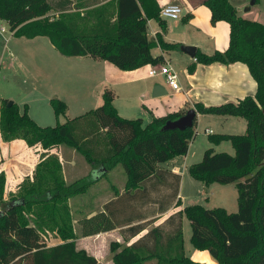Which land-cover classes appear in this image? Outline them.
I'll return each instance as SVG.
<instances>
[{
	"label": "trees",
	"instance_id": "16d2710c",
	"mask_svg": "<svg viewBox=\"0 0 264 264\" xmlns=\"http://www.w3.org/2000/svg\"><path fill=\"white\" fill-rule=\"evenodd\" d=\"M98 0H0V21L7 24L14 37L27 40L47 38L64 57H90L114 65L122 71L135 70L161 63L153 57L156 45L172 49L162 35L156 43L147 38V22L154 20L161 32L165 21L160 17L156 0H116L99 7ZM210 21H225L229 26L228 46L206 55L195 52V62L202 65L219 63L244 64L256 82V92L237 100L233 105L207 109L195 103L162 117H152L143 125L140 118L126 119L118 115L114 94L105 90L102 105L84 114L40 126L30 118L27 106L22 109L9 100H0V136L4 141L22 139L32 147L39 145L50 151L64 146L84 157L91 171L100 177L113 168L125 174V191L136 190L150 181L163 182L172 177L173 201L178 193L180 176L159 169L158 165L183 156L195 137V125L183 131H163L167 121H173L189 109L196 113H213L242 118L246 132L242 135H221L230 138L235 155L215 153L207 149L199 163L188 168L191 178L207 186L211 183L234 184L237 190V211L227 213L222 208H205L198 204L185 206L164 222L143 235L137 242L121 247L109 244L113 264H201L185 254L182 216L191 228L190 243L195 250L206 251L217 264H264V25L242 19L229 0H204ZM84 9L83 13L77 10ZM76 10V12H70ZM50 12L58 14L50 19ZM188 18V17H187ZM194 66L188 68L193 71ZM50 106L56 119L64 115L66 104L51 98ZM213 140L214 138H211ZM90 171V172H91ZM168 173V174H167ZM95 182L91 174L67 183L57 154L42 153L33 175L26 178L18 192L3 199L4 177L0 175V264H98L84 249L76 246L71 230L72 217L68 200L84 193ZM169 202V203H170ZM168 206H160L166 211ZM97 213L81 222V235L90 236L112 230L115 222L109 214ZM59 219L60 244L48 246L41 238L43 224ZM144 229L131 228L132 236Z\"/></svg>",
	"mask_w": 264,
	"mask_h": 264
},
{
	"label": "crops",
	"instance_id": "0c3cea01",
	"mask_svg": "<svg viewBox=\"0 0 264 264\" xmlns=\"http://www.w3.org/2000/svg\"><path fill=\"white\" fill-rule=\"evenodd\" d=\"M77 1L78 0H73V3H76ZM98 1L99 3L94 5V7H103L107 4H111L113 7L112 10L116 11V0ZM156 2L160 8L166 4H176L180 6L182 10V14L177 20L163 19L165 21V31L161 33L164 41L179 44L176 51L171 52L180 53V55H182L180 56V60L182 61L183 67L180 69V74H177L179 90H172L163 76L158 75L156 76L158 79L155 80L156 77H150L148 75L151 67L165 64L167 61L166 53H164V51H162L157 45L154 50L151 49V54L153 57H160L161 63L156 65H146L130 71L119 70L108 62L90 57H70L69 59H72L70 61H79L80 63L79 66H75L77 70L76 76L81 79V75L85 74L86 80L89 78L96 84L93 87L95 88L94 91H91L93 106H97L101 103L100 100L102 99V94L105 90H111L114 94L113 104L118 115L126 119L140 118L143 125H146L151 121L152 117H162L164 114H169L182 107H192L195 103L201 104L204 108L213 109L224 105H233L237 100L255 94L256 82L252 79L244 64H192L195 62L194 57L191 58L180 50L181 46H192L196 51L202 50V52L209 54L215 49L223 50L228 44L229 26L224 22L215 24L213 28L210 26V12L204 5V0H156ZM255 2L256 1H254V3ZM235 9L238 12L236 7ZM83 11L84 9L77 10V12H80L81 14ZM70 12H76V10ZM181 21L188 22L182 24ZM1 26L7 31L4 33L0 32V34L9 33L13 36V33L8 30L5 22L0 21V27ZM207 29L209 31L207 36H210L211 34H213V36L209 37V42L202 47L201 39L202 36L205 35L204 32L206 33ZM160 30L161 29L156 21L149 20L146 29L148 40L156 43V36L160 33ZM36 39L26 40L28 41L27 43H29L26 53L29 55L32 65H35L34 61L36 57L40 55L41 50H45L44 44H40ZM19 43H21L23 47H26V43ZM19 45L20 44H18V46ZM2 48L3 49L0 50V53L3 55V60L0 57V69L3 68L9 70L11 67L9 76L11 77L10 79H13L12 81L6 77L3 81L6 85V87L3 88L7 89L8 85L13 86L14 83L17 85V82H15L16 78H13L15 77V71L12 63L14 64L18 61V57L12 51L5 49L4 46H2ZM171 55L172 54L168 55L169 59L171 58ZM43 56L45 55L41 54V57ZM1 60L4 64H1ZM48 61V58L47 61H45V58H42V64H40L41 67H38L37 69L45 71V67H48ZM55 61L60 64L59 60L55 59ZM191 65H193L194 68L192 72H189L188 68ZM29 69L30 67H23V71L28 75ZM142 72L146 73L145 76H141ZM58 73L61 74L60 72ZM146 81H149V84H146ZM155 85H162L167 91V94L160 97H153L152 89ZM120 87L121 94H119L118 90ZM122 89L124 90V94L122 93ZM33 94H35L33 99H27L28 95L27 98L20 96L15 98L10 93H6L0 96V100H12V102L16 103L20 109L26 105L30 118L38 125L44 126L43 124L48 123L43 122L50 120L47 107L50 105L49 101L51 99V94L44 91L35 92ZM167 96H169V98H167ZM74 98L75 102L78 100V102L81 103V92L75 91ZM136 102H139L140 104L137 105ZM80 109L84 110L83 108ZM53 117L55 123H64L66 120H69L68 117L64 115L60 116L59 119H56L54 113ZM62 150L63 148L59 146V148L45 151L39 145L32 147L28 146L22 139L4 141L0 136V175H3L4 177L3 199L7 200L10 195H15L22 182L26 178L31 179L35 166L39 162L42 153L48 152L57 154L62 161V159L66 157V153H62L61 155L60 151ZM186 156L187 153L158 165L159 169L180 176L177 196L171 202L170 200L173 192L172 177L167 176L164 183L150 181L145 186H140L136 190L130 191L127 194L124 189L125 174L121 168L116 167L111 169L106 173V178H104V176L100 179L99 171H91V177L95 179V182L88 187L83 194L74 196V201L78 206L89 203L91 210L94 211H92L87 218L93 217L97 213L104 212L105 206H107L105 214H109V216L112 214L111 220L116 224L112 230L90 236H82L80 243L76 244L77 247L80 245L78 249H84L97 260L98 264H113L111 259L112 254L107 247L106 253H100L98 250L100 245L103 244L106 246L107 243L110 244L111 242H116L121 247L130 246L137 242L149 230L162 224L166 218L175 212L182 211L185 206L193 204L201 205L199 203H194L199 201L187 198V195L184 193L186 184H190L188 186L196 185L186 178L189 167L180 163ZM65 162L66 164L71 163L69 156ZM76 175L77 174H75V176ZM201 199L205 201L201 206L208 208L206 207V192L203 193ZM163 205L168 207L166 211L161 213L159 208ZM184 218L185 216L183 215L182 235L184 251L187 255L184 235L186 222ZM139 225H143L144 229L137 235L132 236L130 233L131 228ZM88 239H90V247L83 245V242L88 241ZM61 242L60 239L55 238L54 242L48 246H54ZM189 251V258L195 262L201 264H217L210 258L206 251L195 250L193 247L190 248ZM147 264H156V261H149Z\"/></svg>",
	"mask_w": 264,
	"mask_h": 264
},
{
	"label": "rangeland",
	"instance_id": "374dc122",
	"mask_svg": "<svg viewBox=\"0 0 264 264\" xmlns=\"http://www.w3.org/2000/svg\"><path fill=\"white\" fill-rule=\"evenodd\" d=\"M229 1L234 8L236 7L238 9L237 14L239 17H241L242 19L255 21L264 25V0H229ZM252 1H256V2L251 5ZM47 16L50 19H53L56 18L58 14L56 16L54 12H50ZM181 22L183 24V23H187L188 21H181ZM220 22L226 23L225 21H220ZM209 24H211L210 26H212V28L215 25L212 24L211 21ZM208 32L209 31L207 29L206 33L204 32L205 35L202 36L201 39L202 47H204V44L209 42L210 40L209 37L213 36V34L207 36ZM161 33L162 32L160 30V34ZM228 36H229V29H228ZM26 40L27 39L24 38L14 37L9 33L0 34V50L3 49L2 46H4L5 49H7L8 51H12L18 57V61H16L14 64L12 63L13 69L15 71V75H14L15 77L13 78H16L15 82H17V85L14 83L13 86L8 85L7 89H4L3 87H6V85L5 83H3V81L6 79V77L8 79L11 78L9 76V73L11 72L10 71L11 67L9 68V70L3 68L0 69V96L6 93H10L15 98H18L19 96L27 98L28 95L27 99H31V98L33 99V97L35 96V94L33 93L35 92L44 91L46 93H50L51 98H58L59 100H62L63 102L66 103L67 109H65L64 116H67L68 119L78 117L84 114L87 110L89 111V109H95L102 105V99H101L100 100L101 103L99 105L93 106V98L91 91L92 90L94 91L95 88L93 87L96 84L92 82L89 78L86 80L85 74L81 75V79L76 76L77 70L75 66H79L80 64L79 61L73 62L70 61L72 59L61 57L62 55H60L56 51V49L51 45V43L47 38L38 37V39L36 40L39 41L40 44H44L45 50L42 47L43 50H41L40 55H38V57H36L34 61L35 65H32L31 59L29 55L26 53L29 47V43H27L28 41ZM19 42H24L22 44L26 43V47H23ZM164 42L166 44L174 45L172 49H168V50H162L159 47V45H157L162 51H164V53H166L167 61L165 64L167 63L170 64L172 69L177 74H180L179 73L180 69L183 67L182 61L180 60V56L182 55L176 52L171 53L173 51H176L179 44L167 42V41ZM18 44L20 45L18 46ZM227 46L223 50L215 49L209 54L202 52V50L199 51L210 56L214 54L216 51L219 52L224 51L227 48ZM155 48L156 46L153 47L152 49L154 50ZM41 54L45 56L41 57ZM169 54H172L170 59L168 57ZM0 57L3 60V55H1V53H0ZM42 58H45V61H47V58L49 60L47 62L48 67H45L44 69L45 71L37 69L38 67L39 68L41 67L40 64H42L41 63ZM55 59L59 60L60 64L56 62ZM2 60H1V64H4ZM62 62L63 63L66 62V63L63 64ZM192 64H197V63L194 62ZM24 66L30 67L31 70L29 69V75L23 71ZM58 72H60L61 74H59ZM145 74L146 73L142 72L141 76H145ZM156 79H158V77H156L155 80ZM10 80L13 81V79ZM145 83L149 84V81H146ZM118 90H119V94H121V87ZM75 91L81 92V99H82L81 103H79L78 100L77 102H75V98H74ZM122 91H123L122 93L124 94L123 89ZM167 98H169V96H167ZM136 104L139 105L140 103L136 102ZM80 108H83L84 110H81ZM47 109L49 110L48 112H49L50 120H46L45 122H43V123H48L43 125L52 126L54 125L55 121L51 106L49 105ZM125 115H134V114H125ZM196 115L197 116H196V125H195L196 128L195 137L189 143L188 150L186 152L187 156L180 163L187 167L199 163L202 160L203 154L207 149H212V151L215 153H226L230 156H234L235 149L231 139L229 137L218 139V137L221 135L244 134L247 128L245 120L242 118L232 117L229 115H220L213 113H199V114L197 113ZM131 117H135V116H131ZM210 137L214 139L211 140ZM61 148H63V150L60 151L61 155L62 153H66V157L63 158L62 161L60 160V162L62 165L63 177L67 181V183L73 182L90 173L91 168L83 156H81L80 154L76 153L73 149H70L68 147L61 146ZM68 156L70 158L71 163L66 164L65 160L68 158ZM75 174L77 175L75 176ZM186 176H187L186 177L187 180L193 182V184H196L194 186H188L190 184H186L184 190V193L187 195V198H192L195 201H199L194 203H199L203 205L205 201L202 200L201 197H203V193L206 192V197H207L206 207L211 209L222 208L227 213H234L237 211V190L234 184L221 185L218 183H211L205 186L201 182L191 178L188 173ZM74 198L75 197H72L68 200V205L72 217L71 230L73 234H75L76 236L75 242L76 244H78L80 243L82 237L81 222L87 217H89L90 213L94 210H91L89 203H86L84 205L82 204L83 206L76 205ZM59 217L60 215L57 214L55 216L56 220H54L51 224L42 225L43 230L40 231L41 238L44 240V242L47 245L52 244L54 242V239L58 238L59 234L58 231L56 230L57 227L64 226L61 220L59 219ZM184 220L186 222L185 232H184L185 242H186L185 246L187 249V256H189L190 255L189 249L192 248V245L190 243L191 228L186 217L184 218ZM89 241L90 239H88V241L83 242V245L90 247ZM78 247H80V245ZM106 247L109 250L108 243L106 246H104L103 244L100 245L98 247L99 252L102 254L106 253L107 251Z\"/></svg>",
	"mask_w": 264,
	"mask_h": 264
},
{
	"label": "built area",
	"instance_id": "2783aa9c",
	"mask_svg": "<svg viewBox=\"0 0 264 264\" xmlns=\"http://www.w3.org/2000/svg\"><path fill=\"white\" fill-rule=\"evenodd\" d=\"M182 14V10L180 6L176 4H166L160 8V17L162 19H171L177 20L180 18ZM7 31L4 27H0V32L4 33ZM148 75L150 77H154L157 75L163 76L166 80V83L169 87L174 90L178 91V75L177 73L170 67L169 64H160L158 66H153L150 68Z\"/></svg>",
	"mask_w": 264,
	"mask_h": 264
},
{
	"label": "water",
	"instance_id": "95a60500",
	"mask_svg": "<svg viewBox=\"0 0 264 264\" xmlns=\"http://www.w3.org/2000/svg\"><path fill=\"white\" fill-rule=\"evenodd\" d=\"M254 4V1L251 2V5ZM180 50L193 58L195 56L196 49L192 46H181ZM167 91L162 85H155L152 89V96L153 97H160L166 95ZM12 101H9L8 104L10 105ZM196 111L194 109H189L185 112L184 115L179 117L173 121H167L162 130L163 131H172V130H179L183 131L185 129L191 128L194 125L196 120Z\"/></svg>",
	"mask_w": 264,
	"mask_h": 264
}]
</instances>
